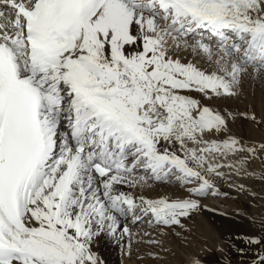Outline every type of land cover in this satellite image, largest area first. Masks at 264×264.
<instances>
[{
	"label": "snow or ice",
	"instance_id": "1",
	"mask_svg": "<svg viewBox=\"0 0 264 264\" xmlns=\"http://www.w3.org/2000/svg\"><path fill=\"white\" fill-rule=\"evenodd\" d=\"M249 69L264 71V0H0V264H104L102 237L131 255L129 222L183 229L223 169L264 153L203 103ZM171 178L186 196L129 191Z\"/></svg>",
	"mask_w": 264,
	"mask_h": 264
},
{
	"label": "bare ground",
	"instance_id": "2",
	"mask_svg": "<svg viewBox=\"0 0 264 264\" xmlns=\"http://www.w3.org/2000/svg\"><path fill=\"white\" fill-rule=\"evenodd\" d=\"M185 53L183 56L186 60L197 62L199 56H195L190 50ZM261 97L260 106L256 109L259 115L264 112V96ZM240 122L229 121V131L223 135L236 137L247 145L258 146L264 143L262 133L250 125L247 138H242ZM244 168L246 172L242 174L223 169L224 176L215 178L219 193L207 196L210 198H201L200 210L184 221L183 229H168L162 234L159 228L150 226L146 220L142 228L137 230L132 229L131 226L135 224L129 222L133 233L130 241L131 255L127 238L125 242L118 244L102 237L97 251L104 264H184L186 255L190 252L199 253L204 264H252L253 257L261 249L247 243V240L259 238L264 241V153L249 159ZM175 186L151 180L148 185L137 186L129 191L136 196L143 195L152 199H175L187 195L173 191L178 189ZM153 240H158L161 244L150 243ZM240 250L246 253L238 255ZM169 256L175 258V263L168 259Z\"/></svg>",
	"mask_w": 264,
	"mask_h": 264
},
{
	"label": "rangeland",
	"instance_id": "3",
	"mask_svg": "<svg viewBox=\"0 0 264 264\" xmlns=\"http://www.w3.org/2000/svg\"><path fill=\"white\" fill-rule=\"evenodd\" d=\"M182 55H184V53H182ZM197 62H199L202 66L207 67V64L202 59H200V57L197 58ZM251 70L252 69H249V73L242 78L241 83L238 86L239 94L237 96L213 98L210 101L209 100L204 101L205 104H207L208 106L216 110H220L222 112H228V113H231L233 111L231 113L233 115V119H230V122L231 121L236 122V120L240 122L241 120L239 124L241 125V136L244 139L247 138L248 136L249 125L252 126L253 128L258 129L259 132L262 133V135L264 136V123H263L264 122V116H263L264 112H260L261 114L259 115V113L256 111V109H258V106H260V103L262 101L261 96H264V71L263 73L261 72L259 75H257L256 73L252 75V72L254 71L253 70L251 71ZM254 78H257V79H254ZM228 103L233 106L228 105L229 106L228 107L227 106ZM235 105H237V107ZM253 115L255 116V120L250 119V117ZM255 123H257L258 126ZM174 180L175 178H171L168 181H162L159 183H162L163 185L170 183L172 187L176 185L175 187H177L178 189H173V191L177 190L175 192H177L178 194L181 193L185 195L184 194L186 193L185 189L180 185V183L177 180L175 182ZM206 198H210V197H206ZM142 224L143 222H140L135 225H132L131 227L132 229L137 230V229H140V227L142 228ZM143 227L145 228V226ZM178 252L180 251L178 250ZM245 253H246L245 251L240 250L238 251L237 254L243 255ZM168 259L172 263H175L174 257L169 256ZM125 264H132V263L125 262Z\"/></svg>",
	"mask_w": 264,
	"mask_h": 264
}]
</instances>
